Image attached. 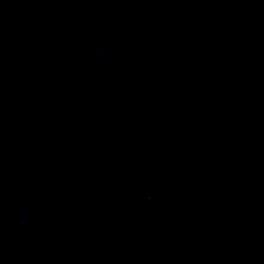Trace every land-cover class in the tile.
I'll return each mask as SVG.
<instances>
[{
  "label": "clouds",
  "instance_id": "9594fccd",
  "mask_svg": "<svg viewBox=\"0 0 264 264\" xmlns=\"http://www.w3.org/2000/svg\"><path fill=\"white\" fill-rule=\"evenodd\" d=\"M23 223H24V220H23V219H21V220H20V224H21V225H23Z\"/></svg>",
  "mask_w": 264,
  "mask_h": 264
}]
</instances>
